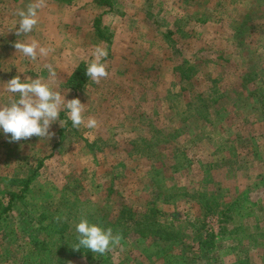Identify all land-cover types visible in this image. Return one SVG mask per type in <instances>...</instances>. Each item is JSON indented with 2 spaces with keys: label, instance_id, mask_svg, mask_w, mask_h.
Masks as SVG:
<instances>
[{
  "label": "rangeland",
  "instance_id": "374dc122",
  "mask_svg": "<svg viewBox=\"0 0 264 264\" xmlns=\"http://www.w3.org/2000/svg\"><path fill=\"white\" fill-rule=\"evenodd\" d=\"M30 2L0 0V104L39 77L98 124L61 111L50 139L0 134V264H264V0H43L17 37ZM17 39L51 51L31 61ZM96 46L109 74L76 91ZM82 217L120 242L74 249Z\"/></svg>",
  "mask_w": 264,
  "mask_h": 264
},
{
  "label": "clouds",
  "instance_id": "9594fccd",
  "mask_svg": "<svg viewBox=\"0 0 264 264\" xmlns=\"http://www.w3.org/2000/svg\"><path fill=\"white\" fill-rule=\"evenodd\" d=\"M43 7V0H34L26 7L18 9V21L13 27L17 37L27 36L32 33L39 23V10ZM16 52L31 61H36L38 56H47L50 48L43 47L36 40L26 42L17 39L14 42ZM108 52L101 46H96L92 52V59L85 61V74L88 79L99 83L108 76L107 65L104 62ZM50 78H55L56 70L52 65H45ZM6 92L11 94L7 103L0 104V134L9 138V142L27 140L32 136L49 138L53 135L50 131L52 124L59 120L60 113L64 111L72 127L85 126L95 129L98 121L95 117L85 120L84 103L77 98L66 99V94L54 90L52 85L42 78L24 79L15 75L6 82ZM57 220L65 217L57 216ZM77 243L73 246L76 250L86 249L93 254H104L120 242L119 234H114L111 227H105L97 222H91L87 217H82L75 224Z\"/></svg>",
  "mask_w": 264,
  "mask_h": 264
},
{
  "label": "trees",
  "instance_id": "16d2710c",
  "mask_svg": "<svg viewBox=\"0 0 264 264\" xmlns=\"http://www.w3.org/2000/svg\"><path fill=\"white\" fill-rule=\"evenodd\" d=\"M98 3L99 4H104V5H110L108 0L107 1L99 0ZM86 81H87V76H86L85 72H83V70H81V71L79 70L76 73H73L72 76H71V80H70V82L72 83V85H73V87L75 88L76 91L81 89V87L85 84ZM260 92H261V90H260ZM262 103H264V100H263ZM28 184L29 183L26 182L25 186L27 187ZM14 197H15V195L11 194V201L9 202V205L5 208V210H7L9 208V206L11 207V204H12V201H13ZM73 221L77 222L76 220H73ZM137 223H138L137 225L139 227L138 231H139V233H141L143 235H145L146 233L150 234L151 232L154 231L153 226L159 225V223L155 224V222H152L151 220H149L148 216H145L142 219L138 220ZM66 226H67V224L64 223L63 224V228L66 227ZM140 227H141V229H140Z\"/></svg>",
  "mask_w": 264,
  "mask_h": 264
}]
</instances>
